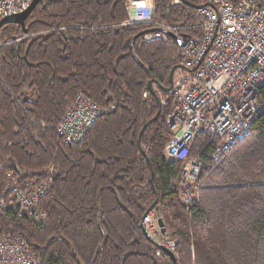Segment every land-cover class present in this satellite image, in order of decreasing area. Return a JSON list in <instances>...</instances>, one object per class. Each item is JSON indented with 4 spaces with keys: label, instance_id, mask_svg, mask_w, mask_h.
<instances>
[{
    "label": "trees",
    "instance_id": "1",
    "mask_svg": "<svg viewBox=\"0 0 264 264\" xmlns=\"http://www.w3.org/2000/svg\"><path fill=\"white\" fill-rule=\"evenodd\" d=\"M127 2L39 0L22 23L0 24V191L10 175L50 179L39 201L45 222L9 209L0 232L21 236L37 264H175L155 255L140 225L156 200L178 264H264V115L218 157L206 136L194 139L187 160L196 155L199 172L185 201V162L164 154L178 43L142 34L133 57L132 39L155 27L126 24ZM197 4L153 0L154 21L198 34ZM78 96L103 111L66 143L56 126Z\"/></svg>",
    "mask_w": 264,
    "mask_h": 264
},
{
    "label": "built area",
    "instance_id": "2",
    "mask_svg": "<svg viewBox=\"0 0 264 264\" xmlns=\"http://www.w3.org/2000/svg\"><path fill=\"white\" fill-rule=\"evenodd\" d=\"M128 0L126 24L152 23L161 31L145 32V42L175 37L180 65L172 74L171 95L178 99L166 119L171 135L164 147L168 159L186 162L180 171L181 187L191 194L199 172L197 157L187 160L191 143L200 135L215 144L214 157L226 152L250 132L255 118L264 115V0H199L200 32H180L186 27L154 21L153 0ZM32 0H0V20L29 7ZM1 77V73H0ZM146 95V93H144ZM163 102V101H162ZM100 105L78 96L68 107L57 131L66 143L83 139L102 113ZM0 191V215L9 209L28 215L35 223L46 216L40 197L50 179L17 181L10 175ZM154 209L143 218V231L151 243L167 248L175 258L174 245L161 234ZM160 249L155 252L162 258ZM0 264H37V257L19 235L0 232Z\"/></svg>",
    "mask_w": 264,
    "mask_h": 264
},
{
    "label": "water",
    "instance_id": "3",
    "mask_svg": "<svg viewBox=\"0 0 264 264\" xmlns=\"http://www.w3.org/2000/svg\"><path fill=\"white\" fill-rule=\"evenodd\" d=\"M38 1L39 0H32V2L30 3L29 7L26 8L24 11L19 12V13H15V14H12V15H9V16H6V17L2 18L0 20V24L3 23V22H5V21H7L10 18L13 19V20H15V21H18V22L22 23L24 21V19L27 17V15L30 13V11L33 9V7L36 5V3ZM133 1H139V0H133ZM203 5H205V4H197V5H195V8L202 7ZM151 31H161V29L154 28ZM142 34H144V32L138 33V35H136L132 39V41L130 43V50H131V53H132V56L133 57H134V54L132 52V42H133V40L135 38H137L138 36H140ZM169 34L172 35L171 33H169ZM180 67H182V66L179 64V65L174 66V67L171 68V70L169 72V75H168V80H169V86L167 87V90L168 91H170L171 90V87H172V74H173V72H174V70L176 68H180ZM150 85H151V81H148L147 86L150 87ZM154 119H155V117L152 120H154ZM138 141H139V139H138ZM156 203H157V201L155 200L150 206H148V208L146 209V212H148V211H150L152 209L157 210L158 207L156 206ZM156 222H157V225L159 227L160 233L161 234H165L166 233L165 225H164V222H163V220H162V218L160 216H157ZM140 225H141V228L143 230L142 224H140ZM152 244L155 245V247H157L158 249H160L163 252L167 253L169 256H171L173 258L174 263L175 264H178L176 258L173 256V254L167 248H165L162 245H159L157 243H154V242Z\"/></svg>",
    "mask_w": 264,
    "mask_h": 264
},
{
    "label": "rangeland",
    "instance_id": "4",
    "mask_svg": "<svg viewBox=\"0 0 264 264\" xmlns=\"http://www.w3.org/2000/svg\"><path fill=\"white\" fill-rule=\"evenodd\" d=\"M175 98H176V97H175ZM176 100L178 101L177 98H176ZM57 126H58V124H57ZM57 126H56V128H57ZM61 137H62V136H61ZM195 156H196V155H195ZM195 156H193V155H192V156H189V157H188V161L190 162V160H191L193 157H195ZM185 163H186V162H185ZM185 163H184V164H185ZM145 214H146V211H145L144 215L142 216L141 224L143 223V218H144ZM143 233H144V232H143ZM172 243H173V242H172Z\"/></svg>",
    "mask_w": 264,
    "mask_h": 264
},
{
    "label": "bare ground",
    "instance_id": "5",
    "mask_svg": "<svg viewBox=\"0 0 264 264\" xmlns=\"http://www.w3.org/2000/svg\"><path fill=\"white\" fill-rule=\"evenodd\" d=\"M142 3H143L142 1H137V4H138V5H142ZM185 191H186V190H185ZM186 192H187V193H190L189 191H186ZM187 196H188V195H187Z\"/></svg>",
    "mask_w": 264,
    "mask_h": 264
}]
</instances>
